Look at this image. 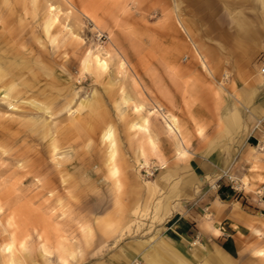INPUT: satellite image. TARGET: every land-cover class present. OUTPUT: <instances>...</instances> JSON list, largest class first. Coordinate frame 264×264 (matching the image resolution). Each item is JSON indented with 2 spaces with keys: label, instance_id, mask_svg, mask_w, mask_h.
<instances>
[{
  "label": "rangeland",
  "instance_id": "rangeland-1",
  "mask_svg": "<svg viewBox=\"0 0 264 264\" xmlns=\"http://www.w3.org/2000/svg\"><path fill=\"white\" fill-rule=\"evenodd\" d=\"M253 103L264 0H0V264H145L154 243L184 264H264ZM230 131L207 213L186 161ZM190 202L202 218L180 228Z\"/></svg>",
  "mask_w": 264,
  "mask_h": 264
},
{
  "label": "crops",
  "instance_id": "crops-1",
  "mask_svg": "<svg viewBox=\"0 0 264 264\" xmlns=\"http://www.w3.org/2000/svg\"><path fill=\"white\" fill-rule=\"evenodd\" d=\"M246 32L248 34H253L251 30ZM263 108L264 106L262 104L257 105L256 103L255 104L253 103L252 106H250V111H252L251 114H253L252 115L253 118L260 117L258 115L260 113V109ZM234 116L232 117V119H228L227 122L230 121L236 122L238 120V117L235 119ZM248 121H250V119ZM146 127L147 128L145 133L147 135V139L148 137L152 138V136L149 134L148 131V120L146 123ZM136 132L138 131L136 130ZM249 132L247 131V134ZM175 134H179V129L178 132ZM232 134L233 132L230 131V133L228 132V134L222 135L221 138L220 136L217 138L210 136L208 137L206 142L199 141L194 143L195 144L194 147L197 150L194 151V153H192L191 155V158L186 161L187 169L189 172H191L190 177L188 176L187 180L185 181L187 188L186 193L187 192L190 193L189 191L191 190V192L193 193L195 192V196H196V194L200 191L201 193L199 195L202 194L204 196L205 203L203 207L204 210L207 211V213H211L209 212V208L212 205H214L212 203V201L214 200V196H213L214 193L212 192L211 189L203 192L204 191L203 187H205L207 179L214 177L218 173V171L225 169L228 166V164L231 162L232 156L235 155V152L233 151L226 153L225 151H222L220 149L221 148L236 149L238 147H241V144H239L238 142L240 136L238 135L233 136ZM146 135H144L143 138ZM246 137L248 138V135H246ZM140 140L141 139L139 138L137 143L139 150L138 152L139 154L143 155L146 138H144L141 141ZM148 143L151 146V149L154 150L155 148L154 140H153V145H151L149 139H148ZM195 188H197V190ZM188 195L190 196V194ZM208 203H210V205ZM196 205L197 204H192L190 202V203H186V205H184V207L182 208L177 207L176 213L178 214V216L175 219L176 220V222H174L175 225L179 224L180 228H183L186 226L188 221L199 220L200 218H202L199 215L198 211L195 210ZM169 246H171V249H173L176 253L181 254V251L176 247V245L173 242H169ZM142 255L145 260V264H184V262L180 261L172 252H170L169 250H167L166 248L162 247L157 243H154L150 248L142 252ZM219 259H221V257H219Z\"/></svg>",
  "mask_w": 264,
  "mask_h": 264
},
{
  "label": "bare ground",
  "instance_id": "bare-ground-1",
  "mask_svg": "<svg viewBox=\"0 0 264 264\" xmlns=\"http://www.w3.org/2000/svg\"><path fill=\"white\" fill-rule=\"evenodd\" d=\"M105 60V59H104ZM7 93V92H6ZM163 115V114H162ZM164 116V115H163ZM167 119V127H168V129L170 130V131H172V132H175V133H177L178 132V125H177V123H176V120L173 118V117H168V118H166ZM146 123H147V120H146V118H144L143 119V122L142 123H135L134 124V127L137 129V131L138 132H140L141 134V140H143L144 138H146V136L143 138V136L144 135H146ZM109 136H110V133H109ZM148 139H149V141H150V143L151 144H153V140H152V138H150V137H148ZM114 169V168H113ZM10 242V241H9ZM12 243H13V241H12ZM10 246H14L13 244L11 245V243H9V245H8V249H6V250H9V253H10V248H12V247H10ZM14 249V248H13ZM12 249V250H13ZM12 254H10V256H9V261H8V264H16L15 263V261H14V259H13V255L11 256Z\"/></svg>",
  "mask_w": 264,
  "mask_h": 264
},
{
  "label": "built area",
  "instance_id": "built-area-1",
  "mask_svg": "<svg viewBox=\"0 0 264 264\" xmlns=\"http://www.w3.org/2000/svg\"><path fill=\"white\" fill-rule=\"evenodd\" d=\"M260 148H261V149H263V148H264V139L261 141Z\"/></svg>",
  "mask_w": 264,
  "mask_h": 264
}]
</instances>
